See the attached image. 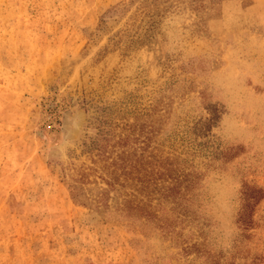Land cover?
<instances>
[{
	"label": "rangeland",
	"instance_id": "1",
	"mask_svg": "<svg viewBox=\"0 0 264 264\" xmlns=\"http://www.w3.org/2000/svg\"><path fill=\"white\" fill-rule=\"evenodd\" d=\"M192 243L264 264V0H0V264Z\"/></svg>",
	"mask_w": 264,
	"mask_h": 264
},
{
	"label": "trees",
	"instance_id": "2",
	"mask_svg": "<svg viewBox=\"0 0 264 264\" xmlns=\"http://www.w3.org/2000/svg\"><path fill=\"white\" fill-rule=\"evenodd\" d=\"M257 190H258V189H256L255 191H257ZM173 192H174V189L169 187V188H167L165 195L168 196V195L172 194ZM135 209H142V208H141L140 205H138ZM126 212H127L126 215H129L130 213H132V212H129V211H126ZM158 226H161L163 229H164V228L169 229V231H170L171 223L168 222V221H164V222H161ZM182 249H183V250H191V251H193L196 255H202V257L204 256L203 259H204V261H205V264H214V262L212 263V262L210 261V259H208L207 257H205V255H206V251H203V250L199 249V247H198V243H192V244L189 245V246H185V245H184V246L182 247Z\"/></svg>",
	"mask_w": 264,
	"mask_h": 264
}]
</instances>
